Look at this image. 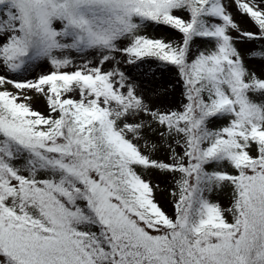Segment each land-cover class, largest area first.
Masks as SVG:
<instances>
[{"label":"snow or ice","instance_id":"1","mask_svg":"<svg viewBox=\"0 0 264 264\" xmlns=\"http://www.w3.org/2000/svg\"><path fill=\"white\" fill-rule=\"evenodd\" d=\"M0 264H264V0H0Z\"/></svg>","mask_w":264,"mask_h":264}]
</instances>
